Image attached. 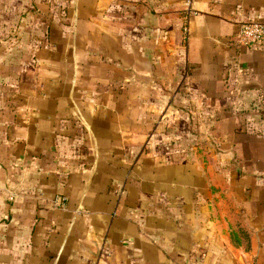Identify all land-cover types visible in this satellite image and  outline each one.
<instances>
[{"label": "crops", "instance_id": "crops-1", "mask_svg": "<svg viewBox=\"0 0 264 264\" xmlns=\"http://www.w3.org/2000/svg\"><path fill=\"white\" fill-rule=\"evenodd\" d=\"M244 21L264 0H0V264H264Z\"/></svg>", "mask_w": 264, "mask_h": 264}, {"label": "built area", "instance_id": "built-area-1", "mask_svg": "<svg viewBox=\"0 0 264 264\" xmlns=\"http://www.w3.org/2000/svg\"><path fill=\"white\" fill-rule=\"evenodd\" d=\"M185 31H187L185 29ZM238 44L252 47L264 43V23L259 21H244L240 25Z\"/></svg>", "mask_w": 264, "mask_h": 264}]
</instances>
